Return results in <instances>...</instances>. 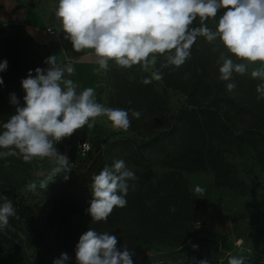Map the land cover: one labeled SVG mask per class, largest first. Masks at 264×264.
<instances>
[{
    "label": "trees",
    "instance_id": "1",
    "mask_svg": "<svg viewBox=\"0 0 264 264\" xmlns=\"http://www.w3.org/2000/svg\"><path fill=\"white\" fill-rule=\"evenodd\" d=\"M199 21L197 18L192 27H199ZM38 47L29 33L17 25L0 28V63L7 61L6 70L0 72L4 81L0 84V132L16 108L24 105L21 81L30 71L35 76L36 68L47 69L46 59ZM164 63V58L158 55L156 71L160 72L164 84L181 89L187 95L186 106L173 116L174 120L169 118L166 123L171 134L182 131L186 134V145L177 154L174 169L155 182H149L144 176L129 180L126 206L114 208L107 221L93 222L87 209L93 199L92 177L105 166L101 159L102 143L98 145V141L92 142L84 136L91 141L92 149L77 164L74 162L75 167L81 165L76 168V175L62 172L50 181L53 168L48 170V186L58 185L60 193L53 198L47 212L16 192L31 184L30 171L0 159V187L7 189L5 196L11 199L17 213L16 217L9 218L8 226L0 230V263L4 244L9 252L24 260H29L36 249H42L51 261L63 252L69 256L66 264H76V245L90 228L115 235L120 250L125 245L131 253L148 245H163L177 249L161 256L178 260V264H197L206 257L209 264L217 263V260L211 262L213 256L203 252L182 261L189 256L183 255L188 242L199 246L204 243L205 248L212 250L216 248L213 239L194 238L193 231L198 223L212 220L217 213L214 202L192 190L182 169L211 171L216 186L245 193L246 183L235 165L226 159V153L250 148L259 161L264 162V127L258 123L235 125L234 116H243L242 111L247 109L225 95L221 83H214L212 59L201 51L197 41L183 65L162 67ZM133 69L118 67L112 60L107 68L111 108L128 110L130 118L131 110L137 111L144 105L161 109L152 80L144 74L134 76ZM145 79L151 82L145 84ZM12 94L18 104L11 103ZM157 139L154 137L144 145L151 146ZM119 143L129 144V141Z\"/></svg>",
    "mask_w": 264,
    "mask_h": 264
},
{
    "label": "clouds",
    "instance_id": "2",
    "mask_svg": "<svg viewBox=\"0 0 264 264\" xmlns=\"http://www.w3.org/2000/svg\"><path fill=\"white\" fill-rule=\"evenodd\" d=\"M219 16L215 30L204 22ZM55 16L61 30L70 40L73 49L81 52L91 49L100 69L107 70L110 60L118 67L132 68L140 65L144 71L155 66L157 56L164 58L162 67H179L191 56V48L198 37L207 42L217 40L226 51L238 60L251 64L260 62L251 72L253 78L264 80V0H58ZM200 19L199 27H192ZM51 30V29H49ZM220 79L230 81L233 73L244 74L247 63H235L221 54ZM47 69L36 68L35 76L30 71L21 81L25 92L24 105L3 124L0 132V157L22 156L26 162L34 158L54 161L50 181L60 173H67L71 166L66 155L55 147L76 130L96 124L97 118L106 117L115 130H128L131 126L129 111L109 108L98 103L94 89L77 91L78 85L65 78L75 69L57 63L50 56ZM7 61L0 63V72L6 70ZM156 80L162 78L159 71L152 73ZM0 77V84H3ZM145 79L144 83H150ZM234 82L227 83L232 91ZM258 99H264V83L257 85ZM11 103L18 104L15 94ZM141 113L131 110V117ZM137 177L129 170L124 160H115L111 167L105 165L99 174L92 177L93 199L87 209L93 222L107 221L114 208L126 206L125 197L129 180ZM67 179V176H65ZM49 182H41L46 189ZM35 190L33 182L28 186ZM197 187L196 193H203ZM0 230L6 228L10 217H16L11 199L0 196ZM117 237L107 232L98 233L89 229L83 233L75 248L76 264H133L132 254L125 245L117 248ZM193 247H196L193 245ZM67 253L53 260V264H66ZM197 264H209L207 259ZM228 264H244L241 257L230 256Z\"/></svg>",
    "mask_w": 264,
    "mask_h": 264
},
{
    "label": "rangeland",
    "instance_id": "3",
    "mask_svg": "<svg viewBox=\"0 0 264 264\" xmlns=\"http://www.w3.org/2000/svg\"><path fill=\"white\" fill-rule=\"evenodd\" d=\"M28 1L33 6L40 7L53 20V24L61 29L55 16L58 0ZM224 11V9L219 10L216 18H209L204 23L210 29L215 30L219 16L223 15ZM199 23L201 22L199 21ZM196 41L201 51L212 59L211 74L215 79L214 83H221L225 95L247 109L242 111L243 116L234 114L236 115L233 118L235 125L244 126L249 123H258L264 127V99H258L260 94L256 91L257 85L264 83V80L251 76L252 70L258 68L260 62L251 64L238 60L226 51L219 40L209 43L204 37H198ZM38 49L47 60L49 58L47 51L42 46ZM221 54L232 58L235 63H247L246 72L244 74L234 72L230 81H222L219 73L222 63L219 60ZM59 65L65 68L71 65L75 69L71 75L65 71V78L72 79L78 85V92L91 87L94 89L96 101L111 108L107 70L100 69L98 64L88 63L83 59L75 63L67 62L59 63ZM133 68L134 76L137 73L144 74L152 80L159 95L161 109H157L156 106L144 105L143 108L137 110L141 113L138 119L130 118L131 126L126 131L113 129L106 117H99L93 128L89 129L85 126L76 130L71 137L64 138L55 147L60 154L68 157L69 164L71 161L77 164L83 155L79 153L78 147L74 146L75 139L86 136L92 142L98 141V145L102 143L101 159L105 162L104 165L111 167L115 160L122 159L126 167L133 171L136 177L144 176L149 182H155L165 172L174 169V165L178 163L176 161L177 154L186 145L184 131L178 132L176 135L171 134L166 123L169 118L174 120L173 116L186 106L187 95L181 89L166 86L162 79L156 80L152 75L153 72H156V66L150 67L148 71H144L140 65H134ZM230 82H234L236 85L232 91L226 88L227 83ZM154 137H158V139L153 145H144ZM122 140L129 141V144H120L119 142ZM0 151L3 150L0 149ZM0 159L10 161L30 171L33 176L31 184L34 182L36 189L32 190L28 187L29 185H26L17 189L16 192L27 202L42 207L45 212L50 210L53 198L60 193V187L55 184L53 187L47 186L49 188L42 189L40 184L48 182L49 176L46 173L56 166L54 161L47 158H34L32 161L26 162L19 155L0 157ZM226 159L235 165L237 173L244 179L245 193L229 187L216 186L211 171L182 169V174L188 180L192 190L195 192L197 187L202 188L203 193H195L214 202L217 211L212 220L198 223L193 231L194 238L213 239L216 242V248L212 250L205 248L204 243L199 246L188 242L185 244L187 250L183 255L189 256L182 261L190 260L195 253L203 252L210 257L213 256L211 262L217 260L216 264H228L230 256L243 258L244 264H264V162L261 163L250 148L227 152ZM70 166L71 169L68 172L73 176L77 174L76 168L81 165L75 167L70 164ZM6 191V188L0 187V196H5ZM2 202L3 200H0V203ZM2 249L0 264H53L49 255L42 249H36L29 260L13 255L4 244ZM171 250L177 249L163 245H148L139 251L132 252L131 258L133 264H178V260L161 256L162 253ZM5 258L9 259V263Z\"/></svg>",
    "mask_w": 264,
    "mask_h": 264
},
{
    "label": "crops",
    "instance_id": "4",
    "mask_svg": "<svg viewBox=\"0 0 264 264\" xmlns=\"http://www.w3.org/2000/svg\"><path fill=\"white\" fill-rule=\"evenodd\" d=\"M52 21L40 7L33 6L28 0H0V28L12 25L22 27L35 43L47 51L49 57L56 56L58 64L75 63L82 59L97 64L93 50L76 52L66 34ZM48 27L54 28L57 34L48 33ZM5 260L9 263V259Z\"/></svg>",
    "mask_w": 264,
    "mask_h": 264
},
{
    "label": "built area",
    "instance_id": "5",
    "mask_svg": "<svg viewBox=\"0 0 264 264\" xmlns=\"http://www.w3.org/2000/svg\"><path fill=\"white\" fill-rule=\"evenodd\" d=\"M49 29H51V30H49ZM47 31H48V33H50L52 35L57 34V31L52 27H48ZM74 146L78 147L79 153H81L83 156L92 149L91 141L86 139L84 136L77 137L75 139V145ZM70 164L73 166L74 162L71 161Z\"/></svg>",
    "mask_w": 264,
    "mask_h": 264
}]
</instances>
